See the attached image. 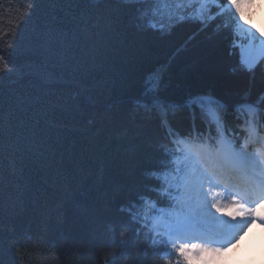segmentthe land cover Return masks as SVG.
I'll use <instances>...</instances> for the list:
<instances>
[{"label":"trees","instance_id":"1","mask_svg":"<svg viewBox=\"0 0 264 264\" xmlns=\"http://www.w3.org/2000/svg\"><path fill=\"white\" fill-rule=\"evenodd\" d=\"M161 3L0 0V264H141L130 235L119 250V206L162 135L133 111L146 73L166 66L170 99L264 92V67L251 80L234 71L195 24L138 30V10L166 12Z\"/></svg>","mask_w":264,"mask_h":264},{"label":"snow or ice","instance_id":"2","mask_svg":"<svg viewBox=\"0 0 264 264\" xmlns=\"http://www.w3.org/2000/svg\"><path fill=\"white\" fill-rule=\"evenodd\" d=\"M163 2L166 12L159 7L138 10V30L159 28L163 36L164 29L170 35L181 23L195 24L197 34L206 33L224 46L235 61L234 71L247 73L251 80L255 69L264 67V30L245 24L230 0ZM165 71L166 66H159L146 73L141 94L133 101L135 115L154 121L162 135L142 184L119 206L126 218L119 250L126 254L130 235L141 264H171L196 259L193 250L217 251L247 223L230 221L228 208L264 201V92L254 100L249 89L231 102L212 90L170 99L163 94ZM185 121L186 128L178 127ZM109 231L114 232V226Z\"/></svg>","mask_w":264,"mask_h":264},{"label":"clouds","instance_id":"3","mask_svg":"<svg viewBox=\"0 0 264 264\" xmlns=\"http://www.w3.org/2000/svg\"><path fill=\"white\" fill-rule=\"evenodd\" d=\"M249 2L250 0H230L233 9L240 14L245 24L264 30V0H255L256 11L251 23L244 11ZM228 211L230 221L247 223L242 224L230 242L223 241L217 251L202 253L196 250L197 260L193 264H264V201L255 207L234 203Z\"/></svg>","mask_w":264,"mask_h":264},{"label":"rangeland","instance_id":"4","mask_svg":"<svg viewBox=\"0 0 264 264\" xmlns=\"http://www.w3.org/2000/svg\"><path fill=\"white\" fill-rule=\"evenodd\" d=\"M160 6H161L163 9H166V8H167V6H166L165 3H161ZM255 11H256V2H255V0H250V2H249V3L247 4V6L245 7V15L248 17L250 23H251V21H252V19H253V16H254ZM247 25L252 26L251 24H247ZM252 27H253V26H252ZM254 28H255V27H254ZM255 29H257V28H255ZM242 243H243V242H242ZM192 256H193V257H196V259H192V260H191L192 263H193V261H196V260H197L196 250H193V251H192ZM200 264H203V262H200Z\"/></svg>","mask_w":264,"mask_h":264}]
</instances>
